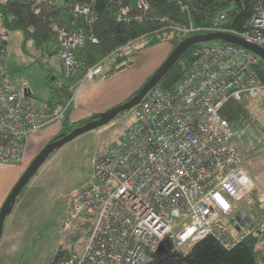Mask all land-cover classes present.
<instances>
[{"label": "built area", "instance_id": "obj_1", "mask_svg": "<svg viewBox=\"0 0 264 264\" xmlns=\"http://www.w3.org/2000/svg\"><path fill=\"white\" fill-rule=\"evenodd\" d=\"M36 2L37 0H31ZM95 0L70 6L73 18L95 20ZM192 0H179L182 11ZM194 1V0H193ZM37 3V2H36ZM115 20H141L147 0H116ZM73 24V23H71ZM58 41L61 75L72 76L74 53L87 39L82 29L52 24ZM182 33H223L264 49V0L242 29L228 26L224 12L208 24L177 28ZM8 35L0 33V163H22L28 137L59 120L31 97H21L6 78L2 57ZM193 60L169 90L152 87L133 108L134 120L107 151L95 153L91 174L83 186L64 197L67 206L61 231L89 234L81 251L55 264H145L161 243H193L209 235L225 246L253 230L235 221L240 202L251 192L264 212V192L243 166L246 151L264 135L251 117L232 124L220 115L224 103L256 98L264 85L252 52L225 42L193 50ZM105 62L88 67L82 81L102 75ZM69 95L66 109L73 102ZM238 127V128H236Z\"/></svg>", "mask_w": 264, "mask_h": 264}, {"label": "rangeland", "instance_id": "obj_2", "mask_svg": "<svg viewBox=\"0 0 264 264\" xmlns=\"http://www.w3.org/2000/svg\"><path fill=\"white\" fill-rule=\"evenodd\" d=\"M5 1L0 0L1 3ZM1 32L3 29L0 26ZM7 35L8 42L2 57L6 78L19 96L24 97L23 91L27 89L33 94L37 106L43 108L50 94L45 79L49 75L51 80L54 76L59 77V61L54 54L49 55L44 49L25 42L20 31L7 32ZM142 43L140 41L128 47L125 53L129 54L131 48L133 50L134 46ZM172 44L173 39L167 37L143 45L134 50L132 56L128 55L130 62L123 69L114 70L108 76L103 73L92 80H80L73 88L76 90L69 118L85 120L94 115L100 117L113 107L129 101L165 61L172 51ZM106 70L107 63L104 72ZM241 103L264 135V96H243ZM133 108L117 114L106 125L85 132L56 148L39 164L12 204V208H20L7 240L0 249V264H51L62 249L82 250L88 240L87 233L73 230L64 234L61 231L62 221L68 212L64 197L86 183L92 171L95 153L107 151L112 144L118 143L122 130L134 120ZM54 125H59L62 131L60 120L40 131ZM48 134L44 133L36 141H33L34 136L30 137L27 156L26 151L24 153L28 165L45 145L58 136L48 137ZM247 143L248 138L244 135L240 144L243 166L253 176L254 182L256 180L257 187L264 192V137L254 150L246 151ZM254 193L251 192L240 202L239 211L248 216L252 225L262 222L264 227V212L259 209ZM251 205L257 208L253 214L249 210ZM248 225L251 226L250 223ZM262 245L264 247V243ZM189 246L190 243L185 244L180 250L186 252ZM165 247H169V242L159 252L162 253Z\"/></svg>", "mask_w": 264, "mask_h": 264}, {"label": "trees", "instance_id": "obj_3", "mask_svg": "<svg viewBox=\"0 0 264 264\" xmlns=\"http://www.w3.org/2000/svg\"><path fill=\"white\" fill-rule=\"evenodd\" d=\"M86 1L37 0L36 3L31 0H6L4 3L0 2V26L3 29L1 33L20 31L25 42L44 49L49 55L57 56L59 50L57 36L51 28L52 24H58L67 29L80 28L86 36H92L97 41L92 43L87 39L81 47L75 50L74 58L77 69L72 76L63 78L60 72L59 77L54 76L51 80L49 75L45 79L50 94L43 109L49 113L61 112L59 120L62 131L53 140L99 117L94 115L89 119L70 122L68 113L72 103L64 109L69 95L88 67L101 61L105 62L107 70L103 73L108 76L114 70L123 69L130 62L128 55L132 56L133 51L141 46L153 44L168 37V39H173V49L181 40L197 34V32L182 33L177 28L189 27L190 23L194 27L208 24L214 15L221 12L226 14L229 27L242 29L249 21L257 0H192L188 10L185 11L181 10L179 0H147L149 9L142 14L141 20L131 19L123 23L117 22L114 17V11L117 8L116 0H95L93 5L95 20L89 25L82 17L73 18L69 12L70 6L74 3ZM140 41L143 43L134 46L133 50L131 48L129 54L125 53L128 47ZM219 43L224 44L225 42H202L189 47L161 78L158 85L165 90L171 89L184 71L190 68L195 48L204 44ZM257 58L258 62L254 67L258 78L264 85V61ZM260 95L264 96V89ZM241 101L230 100L224 103L220 110L221 117L232 124L247 118L248 112ZM249 210L253 214L257 208L251 205ZM250 225L253 226V231L229 249L224 248L213 237L207 236L190 243L186 252L169 243V247H165L162 253L159 251L151 253L145 264H264L263 224L260 222L252 225L250 220ZM72 252L76 251L62 249L51 264L67 259Z\"/></svg>", "mask_w": 264, "mask_h": 264}, {"label": "water", "instance_id": "obj_4", "mask_svg": "<svg viewBox=\"0 0 264 264\" xmlns=\"http://www.w3.org/2000/svg\"><path fill=\"white\" fill-rule=\"evenodd\" d=\"M209 41H224L237 46H240L253 54L259 57L264 61V49L258 47L256 45L250 44L243 40L240 37L232 36L223 33H209L204 35H193L189 36L183 40H181L170 52L165 61L161 64V66L155 71V73L149 78V80L145 83V85L126 103L117 105L113 107L109 111H107L104 115L93 119L87 123H84L80 126H77L69 133L63 135L59 139L53 140L52 142L45 145L39 153L31 160L27 168L24 170L18 181L15 183L7 198L5 199L1 209H0V237L2 234L3 223L6 215L11 211V204L15 201L17 195L22 190V188L27 184L33 173L37 170L39 164L44 161L51 152H53L56 148L63 146L64 144L70 142L75 137L88 132L90 130H94L98 127L106 125L111 121L117 114L121 113L124 110H128L134 107L136 104L140 102L142 97L158 82L161 78L168 72V70L179 60L181 55L191 46ZM54 78V77H53ZM23 95H27L26 90L23 91ZM236 220H239L236 217ZM162 245L159 250H162Z\"/></svg>", "mask_w": 264, "mask_h": 264}, {"label": "crops", "instance_id": "obj_5", "mask_svg": "<svg viewBox=\"0 0 264 264\" xmlns=\"http://www.w3.org/2000/svg\"><path fill=\"white\" fill-rule=\"evenodd\" d=\"M56 58H57V56H56ZM57 62H58V60H57ZM58 65H59V62H58ZM26 93H27L26 96L34 98L31 91L26 89ZM71 106H72V104H71ZM80 120H82V119L81 118H78V119H70L69 118L70 122H78ZM60 129H61V127L59 125H54L51 128H47V129L43 130L45 132L38 131V132L30 135L28 137L27 142H26V150H25L26 155L25 156H27V151H28L27 143H28L30 137L34 136L33 141H36L37 139L42 138V135L44 133H49L47 136L52 137V136L58 134L60 132ZM27 162H28V159L26 157V158H24L23 162L19 163V164H2V163H0V209H1L5 199L7 198L8 194L10 193L11 189L13 188L15 183L18 181V179L20 178V176L22 175V173L26 169V167L28 165ZM251 177H252V179H254L253 176H251ZM255 182H256V180H255ZM19 208H20L19 206L15 207V208H11V211L6 215V217L8 219L6 222L5 234L3 237L1 234L2 238L0 237V249L3 246V244L5 243V241L7 240L6 237H8V235L11 231L12 225L16 219V213L18 212ZM4 222H5V220H4ZM3 225H4V223H3ZM3 229H2V233H3Z\"/></svg>", "mask_w": 264, "mask_h": 264}, {"label": "bare ground", "instance_id": "obj_6", "mask_svg": "<svg viewBox=\"0 0 264 264\" xmlns=\"http://www.w3.org/2000/svg\"><path fill=\"white\" fill-rule=\"evenodd\" d=\"M7 44V43H6ZM57 58H58V56H57ZM58 61H59V59H58ZM59 64H60V62H59ZM63 77V76H62ZM156 86V85H155ZM75 90L76 89H73V92H75ZM24 96V95H23ZM24 97H29V96H24ZM249 195V194H248ZM16 200V199H15ZM240 213L241 214H243V216L242 215H236L235 216V221H239L240 223H242V225H244V224H246V225H248L249 223H250V219L248 218V216L244 213V212H241L240 211ZM236 217H238L239 218V220H236ZM249 226V225H248ZM249 227H251V226H249ZM252 228V230H253V226L251 227ZM207 236H209V235H206V236H204V237H207ZM88 237H89V234H88ZM204 237H201V238H199L198 240H200V239H202V238H204ZM246 236H244V237H242L241 239H239V240H234V239H232V238H229L230 240L227 242V245L225 246L223 243H221L220 241H218L217 239H215V240H217L224 248H226V249H229V248H231V247H233L235 244H237L238 242H240L241 240H243L244 238H245ZM197 241V240H196ZM167 242H169V243H172L173 244V246L175 247V248H181L182 246H184L185 244H188V242H185V243H183V244H180V245H178L176 242H174V241H166V242H164V243H161L160 244V246L162 245V247L164 246V244L165 243H167ZM193 242H195V241H193ZM160 246L158 247V249L157 250H155L153 253H155V252H158V251H160L159 250V248H160ZM68 259V258H67ZM67 259H64V260H67ZM147 262V261H146ZM145 262V263H146Z\"/></svg>", "mask_w": 264, "mask_h": 264}]
</instances>
